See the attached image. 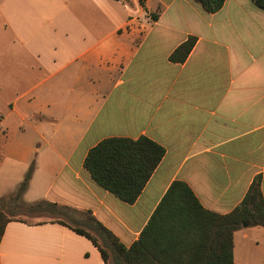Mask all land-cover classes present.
<instances>
[{
    "label": "crops",
    "instance_id": "0c3cea01",
    "mask_svg": "<svg viewBox=\"0 0 264 264\" xmlns=\"http://www.w3.org/2000/svg\"><path fill=\"white\" fill-rule=\"evenodd\" d=\"M190 37L186 61H172ZM0 116V199L35 162L19 203L67 213L11 204L49 217L10 213L0 264H105L71 228L85 213L129 248L176 181L219 215L258 178L264 200V10L254 0H225L216 13L195 0H0ZM115 137L165 150L134 204L84 166ZM234 264H264V227L235 232Z\"/></svg>",
    "mask_w": 264,
    "mask_h": 264
},
{
    "label": "trees",
    "instance_id": "16d2710c",
    "mask_svg": "<svg viewBox=\"0 0 264 264\" xmlns=\"http://www.w3.org/2000/svg\"><path fill=\"white\" fill-rule=\"evenodd\" d=\"M127 2L128 0H122ZM141 4L144 0H140ZM209 13L218 12L225 0H195ZM264 10V0H254ZM196 44L190 37L170 57L177 63L188 58ZM165 150L146 137L108 138L93 147L84 162L92 179L104 190L127 204H134L162 161ZM35 170L32 162L16 194L9 201L0 199V241L12 220L6 210L16 203L28 212H48L67 216L64 208L46 201L22 206ZM256 179L241 204L231 213L219 215L205 210L190 187L174 182L163 197L139 240L129 248L94 216L71 228L87 237L99 249L105 264H234V234L244 224L264 227V200Z\"/></svg>",
    "mask_w": 264,
    "mask_h": 264
},
{
    "label": "rangeland",
    "instance_id": "374dc122",
    "mask_svg": "<svg viewBox=\"0 0 264 264\" xmlns=\"http://www.w3.org/2000/svg\"><path fill=\"white\" fill-rule=\"evenodd\" d=\"M13 204H16V203H13ZM21 210H23L24 211V209H22L21 207H19ZM6 212H7V215L8 216H10L9 214L10 213H12L10 210H6ZM25 212V211H24ZM26 212H28L27 210H26ZM24 215L26 218L25 219H27V220H31V221H34L35 220V218H37V220H39V221H43V220H46L47 218L46 217H49V215H44V214H41V215H35V216H29V215H27V214H25V213H22V212H20V211H18V212H16V213H12V215ZM36 220V221H37ZM109 264H113V262L110 260L109 261Z\"/></svg>",
    "mask_w": 264,
    "mask_h": 264
},
{
    "label": "built area",
    "instance_id": "2783aa9c",
    "mask_svg": "<svg viewBox=\"0 0 264 264\" xmlns=\"http://www.w3.org/2000/svg\"><path fill=\"white\" fill-rule=\"evenodd\" d=\"M1 127H2V117L0 116V134H1Z\"/></svg>",
    "mask_w": 264,
    "mask_h": 264
},
{
    "label": "water",
    "instance_id": "95a60500",
    "mask_svg": "<svg viewBox=\"0 0 264 264\" xmlns=\"http://www.w3.org/2000/svg\"><path fill=\"white\" fill-rule=\"evenodd\" d=\"M246 226H247V224H244V225H243V227H246Z\"/></svg>",
    "mask_w": 264,
    "mask_h": 264
}]
</instances>
